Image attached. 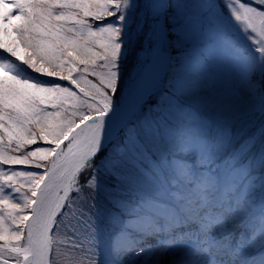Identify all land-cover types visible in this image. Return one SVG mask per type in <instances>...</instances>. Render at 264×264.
I'll list each match as a JSON object with an SVG mask.
<instances>
[{"label":"snow or ice","instance_id":"6c2138e0","mask_svg":"<svg viewBox=\"0 0 264 264\" xmlns=\"http://www.w3.org/2000/svg\"><path fill=\"white\" fill-rule=\"evenodd\" d=\"M0 23V264H264V0Z\"/></svg>","mask_w":264,"mask_h":264},{"label":"rangeland","instance_id":"374dc122","mask_svg":"<svg viewBox=\"0 0 264 264\" xmlns=\"http://www.w3.org/2000/svg\"><path fill=\"white\" fill-rule=\"evenodd\" d=\"M3 27H5V25H3L2 23H0V29H2ZM9 27V33L8 34H4L2 31H0V40L4 41V42H11V40L14 38V33L11 32V28L10 25H8ZM21 54H24V50L21 48L20 49ZM7 55V54H5ZM19 63V62H17ZM90 79H93L92 77H89ZM25 167V166H20V168ZM18 170H20L18 168ZM64 245H67V240L64 241Z\"/></svg>","mask_w":264,"mask_h":264}]
</instances>
